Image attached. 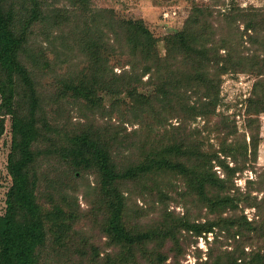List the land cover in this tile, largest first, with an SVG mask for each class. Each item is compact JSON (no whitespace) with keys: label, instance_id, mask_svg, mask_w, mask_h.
Segmentation results:
<instances>
[{"label":"trees","instance_id":"1","mask_svg":"<svg viewBox=\"0 0 264 264\" xmlns=\"http://www.w3.org/2000/svg\"><path fill=\"white\" fill-rule=\"evenodd\" d=\"M210 15L208 7L195 8L180 30L162 38L142 18L121 15L112 7L95 8L91 0H0V133L6 116L11 129L7 155L11 183L0 214V264H48L44 249L59 252L64 235L81 216L75 195L80 174L93 175L84 195L93 190L95 209L103 208L102 230L119 247L105 264H180L176 259L183 250L179 229L198 234L212 232L214 227L231 238L233 246L213 257L210 246L208 259L201 264H264L260 245L245 249L251 231L264 235L260 225L264 224L260 213L264 197L257 204L247 202L256 207L258 220L239 213V204L249 193L234 186V173L241 166H229L215 149L208 148L202 127L185 124L195 116L214 113L220 75L243 69L248 59L238 54L233 38L226 40L221 33L217 37ZM245 25V30L253 26ZM161 39L166 48L163 56L157 47ZM48 52L57 65H66L49 99L37 83L47 69L53 71ZM73 53L81 60L71 66ZM117 64L122 66L119 72L114 70ZM146 85L154 86V91H139ZM187 86L200 88L201 96L191 99ZM103 93L115 97L108 106ZM121 94L129 100L117 98ZM255 96L249 98L248 108L254 102L260 111L264 89ZM62 100L72 102L86 121L81 125L77 121L76 127H69L70 117L53 122L59 114L52 115L45 106L53 108ZM114 110L119 123L111 121ZM171 118L178 123L171 124ZM125 121L138 122L144 132V140L135 142L136 159L119 154L121 144L134 147L123 132ZM226 126L228 134L236 132L235 125ZM54 136L60 140L57 172L63 176L58 182L60 199L48 208L41 203L43 194L39 195V167L43 172L54 168L41 162L46 148L40 141L54 140ZM231 150L224 149L228 154ZM215 164L222 167L223 177ZM134 185L145 191L139 192ZM133 189L147 205L160 204L155 219H144L148 211L143 207L130 208ZM181 200L205 207L213 217L198 222L184 215L175 217L169 203ZM168 241L173 243L170 262L163 252ZM91 253L95 259L96 245Z\"/></svg>","mask_w":264,"mask_h":264},{"label":"rangeland","instance_id":"2","mask_svg":"<svg viewBox=\"0 0 264 264\" xmlns=\"http://www.w3.org/2000/svg\"><path fill=\"white\" fill-rule=\"evenodd\" d=\"M91 5L95 8L112 7L121 15L142 18L145 23L154 26L162 38L166 34H172L180 30L184 19L195 8L208 7L211 10L209 18L218 29L217 37L222 35L226 40L233 38L234 42L232 45H236L238 54L248 58L243 69L237 71L229 70L220 75L219 98L214 113L207 115V117L195 116L185 121V124L191 128L202 127L203 141L206 146L215 149L217 154L229 166H241L234 173V186L238 187V191L247 192L249 190V193L246 200H241L238 212H243L249 220L252 218L258 220L260 216L256 215V207L252 203L248 204L247 202L257 204L260 198L264 197V109L257 111L258 105L254 104V102L250 108H248V105H250L249 98L253 100L256 98V93L264 89V21H258V19H264V0H91ZM246 23H251L253 26L245 30ZM157 44L158 52L163 56L166 53L164 40H159ZM220 52L224 53V49L221 48ZM52 56L53 53L48 52L53 71L51 72L47 69L48 74L45 73L44 76L39 77L40 79L37 80L38 86L43 92V97L47 99L52 96L53 91H56L58 86L57 78H59V74L64 72L63 66H66L60 63L57 65V61H52ZM250 58H253L254 61ZM125 59L124 56L121 57L122 61ZM80 60L75 58L73 53V57L69 59V65L73 66L79 63ZM114 60L113 57L111 62H115ZM125 66L127 68L128 65ZM121 68L122 66L117 64L114 70L119 72ZM146 77L147 74L143 76V79H146ZM180 87L184 89V86ZM139 91L149 94L154 91V86L146 85L139 88ZM187 92L192 95L191 99L201 96V89L198 87L187 86ZM114 98L112 95L102 94V99L106 106ZM117 98L129 100L126 94H121ZM45 107L47 111L50 108L49 111L50 113L52 112V115L58 116L59 114L58 117L54 118L55 121L53 122H64L67 117H70L69 127H76L78 125L77 121H79L80 125L86 121L80 117L78 109L69 100H62L53 108L50 107V104ZM55 110L59 111L55 112ZM118 115V111L114 110L111 121L119 123ZM102 120L99 119L100 122ZM168 121L171 124L178 123L177 118H171ZM122 124L125 128L123 132L131 140L134 147H123L121 144L119 154H121V157H134L136 159L138 156V144H135V142L144 140V132L138 122L125 121ZM226 125L230 128L235 125L236 132L228 134ZM2 127L3 130L0 133V214L4 211L6 192L11 183V176L7 170V155L10 151L11 141L10 117H5ZM120 133L122 134L121 131ZM58 137L54 136V140L49 139L47 141L44 139L40 141L42 142V147L46 148L42 154L44 156L41 158V162L47 161V164H52L54 168V170L43 172V169L39 167V191L41 192L39 195L43 194L41 203L48 208L52 207L50 204L60 199L58 182L63 175L62 172L61 175L57 172L60 171L59 166L61 165L57 162V153L59 151L56 147L60 145ZM254 142L256 143L255 146L253 145ZM227 147L233 148L230 154L224 151ZM51 149L53 152H51ZM214 167L219 176L223 177L224 171L222 167L218 164H215ZM41 172L43 173L40 174ZM78 176L75 195L79 208L76 207V211L81 216L76 223H72L74 229L64 235L65 237L67 235L68 239L66 238L63 245L59 246V252L53 250L54 248L46 247L44 249L43 256L48 264H88V262L89 264H105L110 255H115L119 249L118 244L111 242L102 230L101 223L104 222L103 208L100 210L95 209L94 199L90 195L93 190L87 196L84 195L88 182H93V175L80 174ZM52 177L57 178L48 183L47 180L52 179ZM42 178L45 179L41 180ZM135 187L139 192L145 191V189ZM235 188L231 191H234ZM133 191H131L132 196L128 204L130 208L133 210L143 207L148 211L144 219H155L159 215L160 204L154 202L153 205L149 206L142 200L136 189H133ZM168 208L173 211L175 217L184 215L196 222L205 221L207 218L211 219L213 217V213L208 212L205 207L192 205L182 200L181 203L170 201ZM184 212L185 214H183ZM260 213L264 216V203L262 201L260 203ZM128 216H130L129 212ZM144 219L142 218L140 221L143 223ZM260 225L264 230V224L260 223ZM75 230L78 231L77 234L76 232L74 233ZM178 234H180L179 241L182 243L184 250L176 258L180 264L203 263L208 259L207 252L210 246L211 249L209 250L213 252L211 257L215 253H219L225 248L230 249L233 246L231 238H226L223 235V231H219L217 227H214L212 232L203 231L198 234L192 230L180 228ZM250 235L252 236L248 239L251 242L245 246V249L250 250L252 246L260 245V251H264V235L258 237L253 231L250 232ZM214 236H217V238L214 239ZM171 244L173 243L168 241L163 245V252L166 254L167 262L172 261L171 254L173 251ZM93 245L98 248V254L95 259L91 258V246Z\"/></svg>","mask_w":264,"mask_h":264}]
</instances>
